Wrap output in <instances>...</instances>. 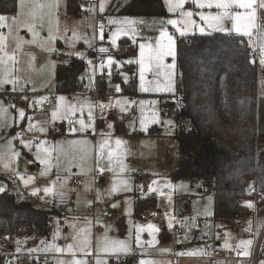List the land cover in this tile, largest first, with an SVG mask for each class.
<instances>
[{
  "label": "rangeland",
  "instance_id": "374dc122",
  "mask_svg": "<svg viewBox=\"0 0 264 264\" xmlns=\"http://www.w3.org/2000/svg\"><path fill=\"white\" fill-rule=\"evenodd\" d=\"M113 1L104 0L105 10L101 12V0H83L82 14L77 16L67 13L66 0H18L15 14H0L7 17L4 22L7 26L0 27L5 51L8 56L14 55V60L5 56L4 65L0 66V74L6 67L4 78L10 76L13 80V83L0 85V102L7 114V126L0 129V187L16 193L18 187L10 185L4 177L13 175L27 192L43 194L45 201L60 193H73L76 198L73 205L53 217L48 237L37 240L25 236L16 241L13 238V247L9 246L13 241H7L1 249L2 264H30L20 260L26 254L51 257L50 261L40 264H73L74 260L86 264H141L142 261L145 264H208V255L187 254L201 249L209 254L216 249L225 251L227 256L217 264H261L264 261V215L244 218L238 230L226 228L214 218V197L205 192L198 180L172 177L179 163L177 121L171 112L172 106L177 105L176 90L174 93L155 90L157 85L163 87L166 83V70L161 69L160 75H156L155 69L146 72L145 87L150 90H140L141 43L155 47L162 28L173 36L176 49L181 36L178 29L186 28L185 35L237 34L232 30V20L222 22L226 31L214 30L198 13L219 10L198 8L192 0H187L184 11L193 13L191 19L195 24L187 25L186 18L178 11H168L167 16L112 13L109 8ZM117 1L123 4L128 0ZM124 18L143 23L129 25L123 23ZM109 19L117 23H109ZM167 20L180 23L173 26L167 24ZM101 24L103 39L100 38ZM131 27L136 29L135 33L121 34L116 44H112L113 33L118 29L128 31ZM200 27L205 28L203 33ZM261 33L264 27L259 29L260 44L264 42ZM124 38L128 45L119 50ZM251 40L257 47L254 35ZM107 47L117 52L111 55L115 61L111 66L108 59L103 61L96 53ZM148 51L146 48V55ZM3 55L0 52V56ZM72 56L87 62L81 74L85 90L73 95L59 93L55 85L57 66ZM129 60L133 61L137 76V83L128 87L131 93L124 92L119 82L130 84ZM259 60L260 56L258 65L264 69ZM171 62L170 56L165 57L166 65ZM178 74L176 64L175 88ZM98 77L104 81L106 93L98 92ZM260 86H264L263 77H260ZM55 92L56 105L47 107V94ZM167 96L170 101L165 100ZM100 105L105 107L101 109ZM21 110L25 113L23 119L19 116ZM54 111L57 112L55 119ZM111 114L124 119L125 133L116 131ZM80 120L90 126L81 130ZM41 127L45 131H40ZM117 140L122 143L117 145ZM102 144L103 158L99 155ZM75 178L81 179L82 184H75ZM124 181H127L128 191L123 190ZM46 188L50 189L47 193ZM146 196L156 198L159 217L142 219L141 215L151 208L135 212V200ZM244 199L245 205L251 202L249 208L253 213L256 207L261 211L264 205L263 194L258 189L256 192L248 189ZM118 219L125 222L123 233ZM149 225L159 231H153ZM175 229H180L181 233L176 234ZM9 234L10 238L15 237ZM106 240L108 251L104 250ZM249 240L250 245L240 244ZM117 241L125 242L129 250L113 252L112 242ZM226 243L231 247H225ZM69 245L72 251L68 250ZM237 249L241 254L231 257L229 252ZM258 249L262 254L254 257ZM245 250L252 252L251 259L242 254ZM121 258L124 261L120 262Z\"/></svg>",
  "mask_w": 264,
  "mask_h": 264
},
{
  "label": "trees",
  "instance_id": "16d2710c",
  "mask_svg": "<svg viewBox=\"0 0 264 264\" xmlns=\"http://www.w3.org/2000/svg\"><path fill=\"white\" fill-rule=\"evenodd\" d=\"M82 3L83 0H66L67 13L81 15ZM17 8L18 0H0V14H15ZM109 11L137 16L169 15L164 0H128L123 4L114 0ZM127 45L128 40L122 39L119 50ZM252 49L246 36L235 33H195L177 39L176 95L180 101L172 108L177 121L179 163L172 177L196 179L204 190L213 191L214 218L234 230L240 228L244 218L253 216L243 203L251 182H256L264 199V95L258 94V68L256 61L252 62ZM86 63L85 59L72 56L59 64L57 92L73 95L84 91L81 74ZM130 65V84L119 80L127 93H131L128 87L137 83L135 66ZM97 90L106 93L100 77ZM111 118L116 131L125 133L124 119L112 114ZM155 207L154 196L138 197L134 203L136 213ZM261 211L264 212V205ZM58 212L55 208L17 202L15 193L1 192L0 235L10 232L20 238L48 237ZM118 226L123 233L124 220L118 219ZM23 227L25 231H21ZM164 234L163 231L162 237Z\"/></svg>",
  "mask_w": 264,
  "mask_h": 264
},
{
  "label": "snow or ice",
  "instance_id": "6c2138e0",
  "mask_svg": "<svg viewBox=\"0 0 264 264\" xmlns=\"http://www.w3.org/2000/svg\"><path fill=\"white\" fill-rule=\"evenodd\" d=\"M187 2V0H165V3L167 4L168 11L169 12H179L182 17H185L186 20L184 23L187 24H195V21L191 19L193 16V13L191 11H184V5ZM192 3L195 4L198 8H208L212 9L215 8L219 11L213 13V12H208L205 14L204 12L198 13L200 16V19L204 21L208 27L213 28L214 30L217 31H226L225 28L222 27V22L225 19H230L232 20V30L235 31L237 34H240L242 36H247L249 37V46L253 47V50H255V47L253 45V42L251 40V37L253 36L254 30H258L261 27H264V15L258 16V9H264V0H192ZM234 9H243L244 11H234ZM99 10L103 12L105 10V2L104 0H101ZM7 20V17L0 15V27H6L7 25L4 23ZM260 21V23H258ZM109 23H117L116 20L109 19ZM123 23L129 24V25H135L136 23H143V21H136L133 19L129 18H124ZM161 23H165L164 21H161ZM167 24L176 26L180 21L177 20H167ZM11 31V29H9ZM200 32L203 33L205 31L204 27L199 28ZM132 32L135 33L136 29L134 27H131L128 29V31H121L117 30V32L113 33L112 35V44H116V40L118 39L119 35L124 34L128 35V33ZM180 31V35L183 36L186 34V28L185 29H178ZM100 38L103 39V25H100ZM262 41H264V33H261ZM166 43H162V41H165ZM5 38L3 36H0V52H2L4 55L0 56V66L4 65V57L7 56L8 59L14 60V55L13 56H8V53L5 51L6 44L4 43ZM140 48V59L138 61L140 67H139V78H140V90L141 91H149L150 89L145 87V73L146 72H152L155 69L156 75H160V70L165 69L166 71L164 72L165 80L166 83L164 84L163 87H159L157 85L156 91H165V92H172L174 93L176 88H175V69H176V64H177V49H176V44L175 40L173 39V36L170 35L166 29L162 28L160 30V37L156 42V46L153 47L151 44H144L141 43L139 45ZM148 49V54H145V49ZM101 52H107V49L101 48ZM259 54H260V60L259 63L264 68V42H262L259 46ZM171 57L172 62L171 64H165L164 60L165 57ZM133 61L129 60L127 63H132ZM255 63V60L252 61ZM108 65L111 66L113 63H115L114 59L109 56ZM6 74V67L4 68L3 74H0V85L5 84V83H13V80L9 76L7 79L4 78V75ZM117 91H119V86H117ZM61 100L64 99V97H60ZM264 99V98H262ZM119 104V102H117ZM101 109L105 107V105H100ZM123 111V109H122ZM19 116L21 119L25 117V113L21 110L19 113ZM53 119L57 117V112L52 113ZM89 119H91V115L89 116ZM81 130H85L87 127L90 125H86L84 120L79 121ZM171 123V122H168ZM5 126H7V114L5 110L2 107V102H0V129H3ZM111 127V125H109ZM31 128V125H30ZM40 131H45L43 127L40 128ZM75 131V129H73ZM19 135V134H18ZM117 145L121 144L122 142L120 140L116 141ZM103 147L104 145H101V152H100V157L103 158L104 152H103ZM15 155H18L16 153ZM109 161H111L112 158V153H108ZM124 188L123 190L128 191L129 189L127 188V181L123 182ZM117 188H113V191H116ZM5 188L0 187V192H4ZM44 191L47 193L50 191V189L46 188ZM60 198L61 200L64 199V194L60 193ZM116 205H113L115 207ZM248 207H252L251 202H247ZM149 228H151L153 231H159V229L155 228L153 225H149ZM137 243L139 244V236L137 235L136 237ZM88 241L85 240V244H87ZM252 242L249 241H241V245H250ZM225 247H231L227 243L225 244ZM20 249H17L19 251ZM68 250L72 251V246H68ZM105 251H108V242L107 240L105 241ZM111 250L113 252L117 251H128V247L125 244V242L122 241H117V242H112L111 245ZM57 251H62L61 249H57ZM183 254V253H182ZM188 255H210L208 252L205 250H197L193 252L187 253ZM241 254V253H238ZM243 255H250V253L245 250ZM73 264H86L84 261L80 260H74ZM99 264V262H98ZM141 264H145V262H141ZM261 264H264V261H261Z\"/></svg>",
  "mask_w": 264,
  "mask_h": 264
},
{
  "label": "built area",
  "instance_id": "2783aa9c",
  "mask_svg": "<svg viewBox=\"0 0 264 264\" xmlns=\"http://www.w3.org/2000/svg\"><path fill=\"white\" fill-rule=\"evenodd\" d=\"M260 15H264V14H258V16H260ZM258 23H260V21H258ZM258 36H259V29L254 32V37L258 38ZM105 49H107V52H101L100 50H96L97 56L103 61L107 60L109 58V56H111L113 54H117V52L114 51L112 49V47H107ZM250 55H251V57L256 59V65H257V68H258L259 67L258 59H259V56H260L259 47L258 46L255 47V50L252 49L250 51ZM47 95H48V99L46 101V106L47 107H54L56 105V101H57V93L56 92L55 93H48ZM176 96H177L176 102L178 104L179 101H180V97L178 95H176ZM165 100L166 101H170L171 98L167 96L165 98ZM11 102H13V100H11ZM4 177H5V179L8 181V183L10 185H15V186L18 187V190L15 193L17 202L23 201V202L32 203V204H35V205H38V206H42V207H45V208H55L59 212L64 210L65 208L73 205L76 202V198H75V195L73 193H70V194L63 193L64 194V199L63 200H61L59 194H55L48 201H45L43 199L44 198L43 194H36V193L27 192L19 184L18 179L16 177H14L13 175H6ZM74 183L78 184V185H81L82 184V180L75 178L74 179ZM251 188L254 189V191L256 192V190H257L256 182H251L250 183V185L248 186V189H251ZM205 192H207L210 196L214 195L213 191H211V190L205 189ZM256 203L257 202L255 201V204ZM148 216L157 218V217L160 216V212H159V210H156V208H152V209H149L147 212H145V213H143L141 215L142 219H146ZM94 217H95V215H94ZM25 230H26L25 227H23L21 229V231H25ZM175 233L176 234H180L181 230L180 229H175ZM9 239H10L9 232H4V233H2L0 235V264H2L1 249L3 248V246H5L6 242ZM259 249L257 251V255H254V257H258V254L259 255L262 254L261 252L259 253ZM226 256L227 255H226L225 251L220 250V249H216V250L213 251V253L211 255H209L207 257L208 264H217L219 259L224 258ZM20 260H23L26 263H32V262L40 263L42 261H50L51 257L48 256V255H42V254H36V255L26 254V255H22L20 257ZM121 261H124V259L121 258L120 262Z\"/></svg>",
  "mask_w": 264,
  "mask_h": 264
},
{
  "label": "crops",
  "instance_id": "0c3cea01",
  "mask_svg": "<svg viewBox=\"0 0 264 264\" xmlns=\"http://www.w3.org/2000/svg\"><path fill=\"white\" fill-rule=\"evenodd\" d=\"M258 14H264V9H263V11H259L258 12ZM256 31V30H255ZM254 31V32H255ZM253 35H254V33H253ZM256 41H257V46L259 47L260 46V35L258 36V38H256ZM260 67H259V69H258V94H260V95H264V86L263 87H261L260 86V77H263V79H264V69H261V71H260ZM262 74V75H261ZM173 111V110H172ZM171 111V112H172ZM245 200V199H244ZM243 200V203L245 204V201ZM257 212V213H256ZM256 214H257V217H256ZM262 215H264V212L263 211H258V209H257V207H256V209H255V212L253 213V216H254V218L256 219V218H260ZM242 223V222H241ZM100 228V227H99ZM100 229H102V228H100ZM23 237H25V236H23ZM13 238H14V240L16 241V239H21L20 237H18V238H16V237H12L11 236V238L8 240V242L9 241H13ZM40 239V238H39ZM39 239H37V240H39ZM15 241H13V242H9V243H12V244H9V246L10 247H13L14 246V242ZM248 252H249V250H248ZM213 253V252H212ZM211 253V254H212ZM238 253H241L240 252V250H231L230 252H229V255L231 256V257H234L235 255H237ZM250 253V255H247V258H249V259H251L252 257H253V254H252V252H249ZM210 254V255H211ZM209 256V255H208ZM207 256V257H208ZM260 263V262H259Z\"/></svg>",
  "mask_w": 264,
  "mask_h": 264
},
{
  "label": "water",
  "instance_id": "95a60500",
  "mask_svg": "<svg viewBox=\"0 0 264 264\" xmlns=\"http://www.w3.org/2000/svg\"><path fill=\"white\" fill-rule=\"evenodd\" d=\"M173 112V111H172Z\"/></svg>",
  "mask_w": 264,
  "mask_h": 264
}]
</instances>
